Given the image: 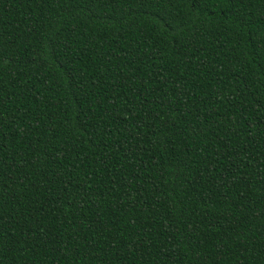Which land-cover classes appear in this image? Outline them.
<instances>
[{
    "label": "trees",
    "instance_id": "1",
    "mask_svg": "<svg viewBox=\"0 0 264 264\" xmlns=\"http://www.w3.org/2000/svg\"><path fill=\"white\" fill-rule=\"evenodd\" d=\"M0 264H264V0H0Z\"/></svg>",
    "mask_w": 264,
    "mask_h": 264
}]
</instances>
